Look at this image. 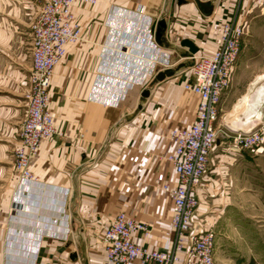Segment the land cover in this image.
Returning <instances> with one entry per match:
<instances>
[{
	"label": "crops",
	"instance_id": "obj_1",
	"mask_svg": "<svg viewBox=\"0 0 264 264\" xmlns=\"http://www.w3.org/2000/svg\"><path fill=\"white\" fill-rule=\"evenodd\" d=\"M238 1L74 6L81 38L67 45L51 78L49 109L58 133L31 159L36 181L21 182L12 166L0 167V264H108L102 230L119 212L146 226V235L133 236L138 244L172 250L173 203L163 184L175 185L177 176L166 156L174 146L171 131L190 125L198 101L183 85L192 79V59L218 47L220 25L235 15ZM34 3L0 0V32L27 30ZM184 38L196 53L180 45ZM6 125L0 120V128ZM214 149L196 191L193 231L210 230L233 196L232 176ZM0 161L12 159L0 150ZM177 255L172 264H184L185 252Z\"/></svg>",
	"mask_w": 264,
	"mask_h": 264
},
{
	"label": "built area",
	"instance_id": "obj_2",
	"mask_svg": "<svg viewBox=\"0 0 264 264\" xmlns=\"http://www.w3.org/2000/svg\"><path fill=\"white\" fill-rule=\"evenodd\" d=\"M245 1L239 0L235 15L221 23L218 47L194 58L190 68L192 79L183 85L197 95L198 101L190 125L171 131L174 146L166 156L177 176L175 185L163 184L173 203L172 250L138 244L133 236L136 232L146 235V226L119 212L102 230L101 244L108 264H172L179 260L180 251L187 257L184 264H215V237L210 230L193 231L192 218L199 203L196 191L208 170L210 155L220 137H230L228 129L219 122L220 102L233 80L242 40L249 29L242 11ZM95 3L96 0H43L32 16L27 112L14 152L15 169L24 181H36L31 159L42 141L51 140L58 133L49 109V88L67 45L81 38L74 6ZM263 127L236 131L227 146L259 151L264 140Z\"/></svg>",
	"mask_w": 264,
	"mask_h": 264
},
{
	"label": "rangeland",
	"instance_id": "obj_3",
	"mask_svg": "<svg viewBox=\"0 0 264 264\" xmlns=\"http://www.w3.org/2000/svg\"><path fill=\"white\" fill-rule=\"evenodd\" d=\"M29 1L39 6L43 0ZM242 11L249 29L242 40L233 80L220 102L219 122L228 129L230 137H220L214 149L216 155H222L226 166L224 172L232 176L233 188L223 217L210 225L215 237V264H264V140L257 152L253 149L233 150L227 146L236 131L248 132L264 125V119H258L247 127L232 126L229 116L251 84L264 78V0H246ZM11 29L9 37L0 32V120L9 121L8 126L0 128V150L8 152L12 162L0 161V167L12 166L15 177L22 182L24 179L14 166V152L19 144V128L27 112L32 71L31 25L27 30L16 26ZM194 61L192 59L191 66ZM252 109L264 114V102ZM245 120V116L242 117V121ZM7 130L11 132L8 133L11 138L6 137ZM230 161L233 162L231 165Z\"/></svg>",
	"mask_w": 264,
	"mask_h": 264
},
{
	"label": "water",
	"instance_id": "obj_4",
	"mask_svg": "<svg viewBox=\"0 0 264 264\" xmlns=\"http://www.w3.org/2000/svg\"><path fill=\"white\" fill-rule=\"evenodd\" d=\"M163 26H164V22L160 21L158 23L157 30H156V35H155L156 41H160V33H161ZM180 45L187 47L188 50L192 53H196L198 51V47L188 38L182 39L180 41ZM261 89L264 91V78H261L258 81L253 82L251 84V86L249 87V89L247 90V92L245 93L246 98H242L240 100V102L238 103V106L233 109V112H230L229 116L231 118V124L232 125H236L237 127H247L251 123L250 121L253 120L254 118H256V117H252L251 119H247L246 115H247L248 111L254 107V105H256V104L258 105V102L256 101L257 99L255 100V98L258 96L257 94L260 93ZM147 92H148L147 90H145L143 92L142 99H144V96H146ZM247 98L252 100V103L245 105V107H246L245 108L244 103H245V100ZM262 102H264V101H262ZM262 102H259V104ZM242 115L245 116V118H246L245 121H242V117H244Z\"/></svg>",
	"mask_w": 264,
	"mask_h": 264
},
{
	"label": "bare ground",
	"instance_id": "obj_5",
	"mask_svg": "<svg viewBox=\"0 0 264 264\" xmlns=\"http://www.w3.org/2000/svg\"><path fill=\"white\" fill-rule=\"evenodd\" d=\"M256 80H257V79H256ZM261 90H262V89H261ZM261 90H260V93L257 94L258 96H257V95H256L257 97L255 96V97H256L255 100L257 99L256 101H257L258 103L264 101V91H263V90L261 91ZM243 98H246V95H245V94L243 95ZM239 102H240V101H239ZM239 102H238V103H239ZM238 103L234 106V108H236V107L238 106ZM251 103H252V100H250V99L247 98V99L245 100L244 107H245V105H247V104H251ZM234 108H233V109H234ZM245 108H246V107H245ZM232 112H233V110H232ZM253 114H254V115H253ZM246 116H247V117H246L247 119H251L252 117H256V118H254V119L251 120V121L249 120L251 123H252V122L254 123V121H255V120H258V119H259V120H260V119H261V120L264 119V114H261V112H259V111L256 112L255 109H253V110H249ZM232 126H236V125H232Z\"/></svg>",
	"mask_w": 264,
	"mask_h": 264
}]
</instances>
